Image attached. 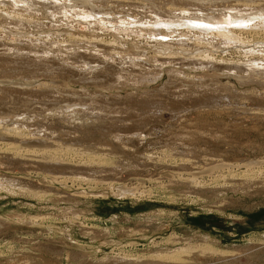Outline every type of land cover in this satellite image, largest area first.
<instances>
[{
  "label": "rangeland",
  "instance_id": "rangeland-1",
  "mask_svg": "<svg viewBox=\"0 0 264 264\" xmlns=\"http://www.w3.org/2000/svg\"><path fill=\"white\" fill-rule=\"evenodd\" d=\"M0 46L27 62V45ZM52 46L33 48L58 72L0 84V264H264V71L180 66L136 84L118 69L132 45H99L119 54L100 65L112 82Z\"/></svg>",
  "mask_w": 264,
  "mask_h": 264
},
{
  "label": "bare ground",
  "instance_id": "bare-ground-1",
  "mask_svg": "<svg viewBox=\"0 0 264 264\" xmlns=\"http://www.w3.org/2000/svg\"><path fill=\"white\" fill-rule=\"evenodd\" d=\"M259 4H264V0H0V45H27V49L20 52L16 49L18 54L15 56L26 58L27 62L6 57L8 53H13L10 50L0 52V64L5 66L0 78L8 79L0 80V84L24 86L30 90L32 82L12 80L17 76V71L19 75L25 73V76H28V71L47 75L58 72L59 68L56 70L55 67L59 66V58L56 59L54 54L51 56L52 52L49 54L38 48H51L49 45L55 46L56 50L59 49L58 45H63L64 57L69 61L75 60V63L68 62L66 65L86 68L83 74L87 77L105 74L112 82L115 69L109 65H100L107 58H113L116 51H104L99 45H132L122 47L128 51L123 57L127 61L122 62L125 67L118 69L131 76L135 74L133 80L136 84L139 81H156L164 71L177 73L180 66L200 69L206 73L226 70V73L230 71L238 80L248 78V82H258L259 77L256 75L264 71V65L259 63V59L264 58V39L255 38L264 36V12ZM254 28L259 31L262 28L263 32L251 33L256 31ZM62 36L65 37L60 38ZM35 45H38L36 48L39 51L34 50ZM72 45L76 48L71 49ZM139 45L152 48V54H147L144 46ZM233 54H239L240 57L244 54L245 60L233 61L227 58ZM111 62L117 61L111 59ZM155 63L160 66H152ZM168 65L175 68L166 69ZM69 67L63 70L74 69ZM12 69L16 72L10 74ZM254 72L255 75L249 74ZM86 76L84 79L88 81ZM25 89L15 87L11 92L21 96ZM41 90L32 89V92L38 94ZM74 104L82 106L81 103ZM79 106L70 109L71 113L78 114ZM33 263L39 264L37 261Z\"/></svg>",
  "mask_w": 264,
  "mask_h": 264
}]
</instances>
